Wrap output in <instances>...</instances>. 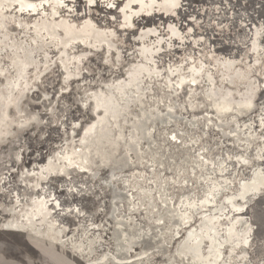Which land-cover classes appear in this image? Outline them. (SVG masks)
Returning a JSON list of instances; mask_svg holds the SVG:
<instances>
[{
    "label": "rangeland",
    "instance_id": "rangeland-1",
    "mask_svg": "<svg viewBox=\"0 0 264 264\" xmlns=\"http://www.w3.org/2000/svg\"><path fill=\"white\" fill-rule=\"evenodd\" d=\"M177 2L171 13L140 14L130 26L122 18L123 0H66L56 7L54 17L50 2H42L38 10H3L0 92L6 94L0 93V114L13 117L14 100L22 92L19 106L23 114L33 113L35 118L22 129L11 123L9 134L0 141V264L124 263L117 257L123 253L127 264H184L189 263L188 256L179 255V243L201 231L210 232L212 248L221 251L218 264H264V194L245 207L248 197L264 190V180L240 190L254 165L259 163L264 170V119L259 118L264 117V0ZM59 16L75 21L89 17L113 31V46L80 40L64 45L61 30L53 36L41 26L33 27L35 19ZM74 54L82 56L73 58ZM19 62L24 66L16 78ZM116 79L121 81L118 87L112 84ZM224 92L234 100L250 92L251 109L240 115L230 107L217 115L214 98ZM90 107L101 110V121L80 138L84 125L96 117ZM140 110L157 112L164 119L149 124L150 138L137 143V158L127 144L135 140L130 137L131 124ZM71 146L76 150L68 155ZM109 149L113 159L127 160L112 174L111 161L105 159ZM48 158L69 165L66 172L50 171L40 178ZM114 191L122 197H115ZM144 191L148 196L143 201L139 194ZM160 192L168 199V210L183 216L182 226L173 223L176 215L172 218L162 209ZM245 192L249 194L243 199ZM40 196L46 199L54 226L62 227L63 242L27 230H7L5 221L11 216L7 206L17 199L19 209ZM231 223H242L248 230L232 249L225 231ZM115 230L121 231L120 239L114 238ZM206 240L200 239L198 252L206 250Z\"/></svg>",
    "mask_w": 264,
    "mask_h": 264
},
{
    "label": "bare ground",
    "instance_id": "bare-ground-1",
    "mask_svg": "<svg viewBox=\"0 0 264 264\" xmlns=\"http://www.w3.org/2000/svg\"><path fill=\"white\" fill-rule=\"evenodd\" d=\"M66 0H0V16L3 17V14L4 11L3 10H11V8L13 7H17L18 10H35L38 8V6L42 3V2H50L51 3V11H50V15L53 16L54 13H56V7L59 6L60 4H62V2H64ZM91 1V0H90ZM104 1V0H103ZM108 2V1H107ZM67 3V2H66ZM110 3V2H109ZM45 4V3H44ZM112 4V3H111ZM178 4L177 0H123V5H122V18H123V21L126 25H129L131 24V21H132V18L135 17V16H138V15H151L152 13H154L155 11L157 12H164V13H171L173 11V9H175L176 5ZM33 6V7H29V6ZM46 5V4H45ZM133 5H136V8H132ZM49 6V7H50ZM62 8V7H61ZM127 8L128 11L124 12V9ZM59 9V7H58ZM38 10V9H37ZM49 10V9H48ZM121 10V9H120ZM61 11V9H60ZM16 12V11H15ZM34 12V11H32ZM26 13V11H25ZM28 13V12H27ZM40 13V12H39ZM49 13V12H48ZM71 13V12H70ZM8 14V13H7ZM37 14V13H36ZM6 15V14H5ZM47 15V14H46ZM49 15V16H50ZM55 15V14H54ZM59 15V13H58ZM76 15V14H75ZM15 16V15H14ZM18 16V15H17ZM43 16H45V14H43ZM48 16V17H49ZM79 16V15H78ZM1 17V18H2ZM47 17V16H46ZM45 17V18H46ZM54 17V16H53ZM56 17V16H55ZM77 17V16H76ZM27 18V17H26ZM35 18V17H34ZM20 19V18H19ZM78 19V18H77ZM17 20V19H15ZM21 20V19H20ZM2 21V20H1ZM29 21V20H28ZM18 22V21H17ZM24 23V21H23ZM32 24H33V27L35 30L38 29L39 26H41L45 32L47 34H50V35H53L54 36V33H56V31L58 30H61L60 32L61 33H58L60 34V43L64 44V45H67L69 44L71 41H75V40H80V41H87V42H90L91 44L93 45H100V44H105L107 47H110V46H113V40L111 39L112 35H113V31L106 28V27H100V26H97L94 21H92L89 17H84L78 21H75V20H71V19H68V17H60L58 19H52V17L49 19H46V20H43V19H35L32 21ZM3 25V24H2ZM28 26V25H26ZM109 27V26H108ZM152 27V26H151ZM3 28V26H2ZM26 28V27H25ZM169 28H171V24H169ZM4 29V28H3ZM40 29V28H39ZM42 29V31H43ZM4 31V30H3ZM41 31V32H42ZM2 32V30H1ZM40 32V33H41ZM44 32V31H43ZM42 32V33H43ZM35 33V32H33ZM39 33V34H40ZM150 33V32H149ZM2 34V33H1ZM45 35V34H44ZM43 35V37H44ZM148 35V34H147ZM4 36V35H3ZM6 36V35H5ZM35 36V35H34ZM37 36V35H36ZM41 36V35H40ZM59 36V35H58ZM48 37V36H47ZM6 38V37H5ZM52 38V37H51ZM3 39V38H2ZM34 39V38H33ZM36 39V38H35ZM55 39V38H54ZM21 40V39H20ZM51 40V39H50ZM40 41V40H39ZM38 41V42H39ZM54 41V40H52ZM58 41V40H57ZM13 42V41H12ZM21 42V41H20ZM36 42V41H35ZM41 42V41H40ZM3 43V42H2ZM11 43V42H10ZM7 44V43H6ZM18 44V43H17ZM37 44V43H36ZM14 45V44H13ZM22 45V44H20ZM6 46V45H5ZM29 46V45H28ZM35 46V45H34ZM11 47V46H10ZM15 47V46H13ZM30 47V46H29ZM37 47V45H36ZM22 48V47H21ZM153 48V47H152ZM16 49V48H15ZM30 49V48H29ZM29 49H26L29 50ZM32 49V48H31ZM36 49V48H35ZM10 50V49H9ZM23 50V49H21ZM139 50V49H138ZM14 51V50H13ZM36 51V50H35ZM12 52V51H10ZM24 52V51H23ZM62 52V50H61ZM66 52V51H65ZM26 55L28 53L25 52ZM60 53V51H59ZM67 53V52H66ZM11 54V53H9ZM35 54V53H34ZM16 55V54H15ZM68 55V54H67ZM73 55V54H72ZM80 54L78 55H75L72 56L73 58H78ZM17 56H19V54H17ZM16 56V59L18 58ZM46 55H44V58H45ZM82 56V55H80ZM147 56V55H146ZM145 56V57H146ZM14 57V56H13ZM9 58V56H8ZM20 58V57H19ZM22 58V57H21ZM32 58V57H31ZM62 58V57H61ZM80 58V57H79ZM15 59V58H14ZM15 59V60H16ZM34 59V58H33ZM12 59H10V62H11ZM21 60V59H20ZM43 60V59H42ZM49 60V59H48ZM51 60V59H50ZM49 60V62H50ZM69 60V59H68ZM76 60V59H75ZM79 60V59H78ZM13 61V60H12ZM17 61V60H16ZM142 61V60H141ZM229 61V59L227 60ZM14 62V61H13ZM18 62V61H17ZM30 62V61H28ZM144 62V61H143ZM230 62V61H229ZM228 62V63H229ZM12 63V62H11ZM66 63V62H65ZM64 63V64H65ZM34 64V62H33ZM63 64V65H64ZM134 64V63H133ZM145 64V63H144ZM149 64V63H148ZM32 65V64H31ZM30 65V66H31ZM136 67L135 68H138L140 67L141 65L138 64V62L136 63ZM230 65V64H229ZM15 66V65H14ZM24 64L23 63H16V66H15V77L18 78V76H20L22 73H21V70L23 68ZM33 66V65H32ZM34 67V66H33ZM191 66H189L190 68ZM29 68V67H28ZM35 68V67H34ZM151 68V67H150ZM155 68V67H154ZM193 68V67H192ZM232 68V67H231ZM132 69V68H131ZM139 69V68H138ZM157 69V68H156ZM194 69H196L194 67ZM226 69H230V66ZM1 70V68H0ZM3 70V69H2ZM27 69H25L26 71ZM41 70V69H40ZM143 70V69H142ZM148 70V69H147ZM193 70V69H192ZM130 71V70H129ZM155 71V70H154ZM73 72V71H72ZM128 72V70H127ZM26 73V72H25ZM24 73V74H25ZM145 73V72H144ZM143 73V74H144ZM14 74V73H13ZM12 74V75H13ZM126 74V73H125ZM152 74V73H151ZM150 74V75H151ZM193 74V73H192ZM145 75V74H144ZM190 76V75H189ZM193 76V75H192ZM196 76V75H195ZM14 77V76H13ZM14 77V78H15ZM69 77V76H68ZM149 77V76H148ZM205 77V76H204ZM5 78V77H4ZM23 78V77H22ZM133 78V77H132ZM139 78V77H138ZM137 78V79H138ZM142 78V77H141ZM8 79H12V76L8 77ZM6 80V79H5ZM19 81H22V80H19ZM24 81V80H23ZM29 81V80H27ZM180 81V80H179ZM178 81V82H179ZM207 81V80H206ZM4 82V80H3ZM110 82V81H109ZM9 83V82H8ZM17 83H18V79H17ZM125 83V81H124ZM13 84V83H11ZM11 84L9 86V88H11ZM112 84L116 87L120 86L121 84V81L119 79H116L114 81H112ZM9 85V84H8ZM111 85V84H110ZM250 85V84H249ZM14 86H16L14 84ZM113 86V88H114ZM5 87V86H4ZM21 87V86H20ZM115 87V88H116ZM250 87V86H249ZM248 87V88H249ZM23 89V88H22ZM21 89V90H22ZM120 90V87L118 88ZM117 89V90H118ZM123 89V88H121ZM247 89V88H246ZM11 90V89H10ZM128 90V89H127ZM130 90V89H129ZM208 90V89H206ZM210 90V89H209ZM3 91V89L1 90V92ZM9 90H7L8 92ZM110 91V90H109ZM125 90H123L124 92ZM211 91V90H210ZM226 91V90H225ZM0 92V93H1ZM10 92V91H9ZM19 92V91H18ZM111 92V91H110ZM109 92V93H110ZM129 91H127L128 93ZM139 92V91H138ZM142 92V91H140ZM214 92V91H213ZM211 91V93H213ZM13 93V92H12ZM96 92H92L91 93V96H94ZM116 93V91H115ZM119 93V91H118ZM132 93V92H131ZM209 93V92H208ZM210 93V95H211ZM250 93V92H249ZM247 93L246 96L240 98V99H237V100H234L233 97H232V94H228V92H224L223 95L220 93L218 94L219 96L218 97H215V102L217 101L216 103V108H215V112L217 115H223L228 109L226 108H233L237 111L238 114L240 115H245L248 113V111L251 109V106L253 104V99H252V96L251 94ZM2 94H6V92H2ZM216 94V93H214ZM227 94V98L224 97V95ZM8 95V94H7ZM7 95H4V96H7ZM15 95V93L13 94ZM119 95V94H118ZM129 95V94H128ZM128 95H124V96H128ZM138 95V94H137ZM217 95V94H216ZM12 96L11 94L9 95V97ZM22 96V92L19 93L17 95V97L15 98L14 100V110H15V115L13 117H7L6 113L2 111V113L0 114V141L1 140H4L5 137H7V135L9 134V131H10V128H9V125L11 123H16L18 128H23L24 125H27V123L29 122V120L31 119H34L35 118V115L33 113H24L23 114V111L22 109L20 108L19 104H20V98ZM90 96V95H89ZM96 96V95H95ZM114 96V95H113ZM116 96V95H115ZM121 96V95H120ZM212 96V95H211ZM215 96V95H214ZM1 97V96H0ZM100 96L96 97V98H99ZM132 97V96H131ZM130 97V98H131ZM23 98V96H22ZM90 98V97H88ZM94 98V97H93ZM102 97H100L99 99V102L101 100ZM114 98V97H113ZM117 98V97H116ZM123 98V97H122ZM126 98V97H125ZM124 98V100H125ZM133 98L135 99V97L133 96ZM131 98V99H133ZM9 99V98H8ZM119 99V96L118 98ZM121 99V97H120ZM213 99V100H214ZM231 99V101H230ZM96 100V99H94ZM7 102V100H6ZM113 102V101H112ZM127 102H129L127 100ZM232 102H234V106L232 105ZM106 103V102H105ZM119 103V102H117ZM2 104V102H1ZM93 104L96 106L98 103L97 102H94L93 101ZM101 104V103H99ZM110 105V104H109ZM5 106V105H4ZM99 106V105H98ZM127 106V105H126ZM13 108V107H12ZM112 108V107H111ZM121 109V107H119ZM126 108V107H125ZM95 109V108H94ZM93 109V110H94ZM102 109V108H101ZM105 109V108H104ZM123 109V108H122ZM4 110V109H3ZM13 110V111H14ZM103 110V109H102ZM108 111V110H107ZM120 111V110H119ZM1 112V111H0ZM95 113V116L93 118V120L84 125V127L82 128V131H81V134H80V138H82V136L84 135V133H86L88 130H90L92 128V126L94 125V123L98 122V121H101V120H98V118L101 117V110L99 113H97L96 111H93ZM10 113V112H9ZM120 113V112H119ZM119 113H116L119 114ZM8 114V113H7ZM14 114V113H13ZM106 114L108 115V113L106 112ZM122 114V113H121ZM12 115V114H11ZM93 115V114H92ZM125 115V114H124ZM123 115V116H124ZM136 115V114H135ZM122 116V118H123ZM137 116V115H136ZM138 119H136L135 121L132 122L131 124V133H130V137L131 138H134L135 140H133V142L131 140H128V150H132L135 154H136V157L139 158L140 156H138L137 154V151H136V147H137V143L139 142V140L141 138H145V137H149L150 138V135H149V130H148V127H149V124H153L155 121H163L164 118H162V116L157 113V112H152L151 113L147 110H144L143 113L142 111L140 110L139 113H138ZM117 118V117H116ZM260 119H264V117H259ZM112 119V118H111ZM98 120V121H97ZM116 120V119H115ZM114 120V121H115ZM109 121V120H108ZM113 121V122H114ZM103 122V120H102ZM117 122V121H116ZM105 123V122H103ZM115 123V122H114ZM117 124V123H116ZM99 125V124H98ZM97 125V126H98ZM114 125V124H113ZM108 126V125H107ZM220 126H223V125H220ZM112 127V126H111ZM151 127V126H150ZM233 131H234V127L231 128ZM99 130V129H98ZM105 130V129H104ZM112 130H113V127H112ZM106 131V130H105ZM97 132H100V131H97ZM104 132V131H103ZM113 132V131H112ZM112 134V133H110ZM119 134V132H118ZM93 135V134H92ZM114 135L113 134V139H114ZM98 136V135H97ZM96 136V138H97ZM111 136V135H110ZM118 136V135H117ZM116 136V137H117ZM93 137V136H92ZM100 137V136H99ZM105 137V136H103ZM102 138V137H101ZM101 138H99L101 140ZM110 138V137H109ZM108 138V139H109ZM106 139V138H105ZM104 139V140H105ZM249 140L248 138H246V141ZM90 141V140H89ZM98 139H97V143H98ZM115 141V140H114ZM250 141V140H249ZM104 142V141H103ZM113 142V141H112ZM90 143V142H89ZM88 143V144H89ZM93 143V142H92ZM108 143L111 144V142H107V145ZM85 144V143H83ZM87 144H85V147ZM91 145V143H90ZM102 145V144H101ZM106 146V144H104ZM116 145V143H115ZM89 146V145H88ZM103 146V145H102ZM101 146V147H102ZM91 147V146H90ZM94 147V146H93ZM92 147V148H93ZM104 147V146H103ZM108 147V146H107ZM106 147V148H107ZM112 147V145H111ZM81 149V147H79ZM88 148V147H87ZM78 149V148H77ZM83 149V148H82ZM90 149V148H89ZM102 149V148H101ZM116 149V148H114ZM74 150H76V148L74 146H71V147H68L67 151H68V155L70 153H73L75 152ZM99 150V149H97ZM86 151V150H85ZM91 151V150H90ZM95 151V150H94ZM92 151V152H94ZM110 151V149H109ZM114 151V150H113ZM98 152V151H97ZM115 152V151H114ZM106 153V152H105ZM104 153V154H105ZM109 153V152H108ZM111 153V151H110ZM88 154V152L86 153ZM100 154H102V152H100ZM62 155V154H61ZM68 155H66L68 157ZM93 155V153H92ZM90 155V156H92ZM96 155V154H95ZM106 155V154H105ZM114 155V153H113ZM113 155L112 153L109 154V157L108 158H105L106 161L108 162L109 160L111 161L110 162V172L112 174L113 170L115 168H119L121 166H124L125 163H126V158H121V159H113ZM55 156L57 158H60V155H59V152H56L55 153ZM97 156V155H96ZM99 157V156H98ZM80 158V157H79ZM85 158V157H84ZM88 159V157H86ZM103 159V158H102ZM103 159V160H105ZM92 160V159H91ZM80 161V160H79ZM159 161V159H158ZM64 162V161H63ZM71 162V161H70ZM100 162V161H98ZM102 162V161H101ZM100 162V163H101ZM105 162V164H107L106 166H108V163ZM90 163V162H89ZM158 163L161 164V161H159ZM59 165H57V162L56 161H51L50 158L47 159V162L46 164L41 168V169H44L41 174H39L40 178H44L45 176V173L47 172H50V171H59V172H66V167L68 168V166H66L67 164H63V163H58ZM81 165V164H80ZM85 165V164H84ZM104 165V163H103ZM83 166V165H81ZM79 167V166H78ZM75 168V167H74ZM49 178V177H48ZM27 179V178H26ZM28 180V179H27ZM34 179H32L33 181ZM264 180V170H262L259 166V163H257L256 165H254V167L252 168V173H251V178L248 179V180H245L243 182H241V191L242 189H245V190H248L253 187L256 186V184H259L260 182H262ZM34 182V181H33ZM28 184H30L28 182ZM29 187V186H28ZM41 188V187H40ZM238 191L239 194L241 193V191ZM33 191V190H32ZM211 192V191H210ZM209 192V193H210ZM24 194V193H23ZM38 194V193H37ZM249 194L248 192H245L243 194V197L242 195L239 196V198H243L245 199L246 198V195ZM19 195V194H18ZM116 195L120 196L121 194L119 192H115L114 191V196L116 197ZM32 196V195H31ZM148 195L146 194V192L144 191V193H140L139 194V197L141 200L144 201V198L147 197ZM22 197V196H21ZM122 197V195L120 196ZM159 197L161 198V206H162V209L165 210L167 213H169V215H171L172 218L175 217V215L177 216V219L174 218V221L173 223L177 226H182V222L184 223L185 220L183 218L182 215H179L177 212L175 213L174 209H169L168 210V203H167V198L165 196L164 193L160 192L159 193ZM238 197V196H237ZM238 198V199H239ZM30 201L29 202H24L22 203L21 206H19L20 208L17 209L18 205H15V203H18V200L16 199L15 202H14V205H11V206H7V210L11 213L10 215V219L5 223L7 225H9L10 227L7 228V230L12 231V232H21V231H25L27 230V232L29 231L32 235L34 236H37V237H42V238H50L52 240H55V241H58V242H63L62 241V238H61V234L63 232V230L59 227H55L54 226V223H53V220L50 216V218L48 217V213H49V210L47 209L48 207H46V199L44 198H41L40 197H31L29 199ZM54 203H56L54 201ZM149 203V202H148ZM147 203V204H148ZM49 206V204H48ZM60 206V205H59ZM5 207H3V209H1V211L4 210ZM115 210V209H114ZM5 211V210H4ZM52 211V210H51ZM54 211V210H53ZM113 211V209H112ZM114 212V211H113ZM111 212V213H113ZM5 213H7L5 211ZM160 213V212H159ZM9 214V213H8ZM159 215V214H158ZM113 216V215H112ZM7 217V218H8ZM161 216H159V219H160ZM114 218V217H113ZM242 218V216H238L236 219H240ZM182 219V220H181ZM7 220V219H6ZM241 222V220H239ZM3 223V222H2ZM204 223V222H203ZM57 224V223H56ZM246 224V223H245ZM185 225V224H184ZM3 227L5 226L4 224L2 225ZM200 226V225H199ZM208 226V225H207ZM211 226V225H210ZM7 227V226H6ZM249 228V227H248ZM197 229V227H196ZM246 230H247V227L244 226V224L240 223L238 226H234L232 223L231 225L225 230L227 231V233L229 232V237H226V244H228L227 246L229 248H233L234 245H236L235 243H238L237 241H239L240 236H242L244 233H246ZM248 231V230H247ZM204 232L206 231H201L199 234L197 233L196 235H198L197 237H194L191 239V241H188V242H185L186 240H182L180 243H179V247L177 248L178 250H180L182 252V254L179 253V255L183 258L185 256H188V261L189 263H185L184 264H218V260L216 261V258L220 257V252L221 251H216L215 249L212 248V244H211V241L213 240V237L210 236V232H207V234H205ZM216 231H214L215 233ZM192 233V232H191ZM233 235V236H231ZM113 236L114 238L116 239H120L121 238V231H113ZM137 236V235H135ZM207 237L208 240L205 241L206 243V250L205 251H202L200 249V252H201V256H200V252H198V247L200 245V239L202 237ZM68 239V238H67ZM51 241V240H50ZM57 243V242H55ZM127 244V243H126ZM209 244V245H208ZM122 245V248L124 249L125 248V244L121 243ZM185 247H182L184 246ZM124 246V247H123ZM209 246L211 247V251L209 250ZM226 246V248H227ZM183 248H187L186 250L187 251H184L182 250ZM192 250L191 252L189 250ZM177 250V251H178ZM227 251V250H226ZM146 252V251H144ZM123 253V252H122ZM121 253V254H122ZM105 253L103 252L101 255L103 256ZM124 254V253H123ZM122 254V255H123ZM122 255L120 256V254L117 255V257L119 256L120 258H122V261L124 263H115L113 262L112 264H127L125 262H127L126 260H123V257ZM141 255V254H140ZM175 255H176V252H175ZM99 256V255H98ZM123 256H126L125 254ZM204 257L203 259H201V257ZM212 256V258L210 257ZM116 257V259H117ZM118 257V258H119ZM126 257H124L125 259ZM180 258V257H179ZM97 259V258H96ZM115 260V259H114ZM119 260V259H117ZM181 260V259H180ZM241 260V258H240ZM95 261V260H94ZM116 261V260H115ZM181 261H184L181 260ZM85 262V261H83ZM109 262V261H108ZM220 262V261H219ZM100 263V262H99ZM111 263V262H110ZM85 264H87L85 262ZM105 264V263H104Z\"/></svg>",
    "mask_w": 264,
    "mask_h": 264
},
{
    "label": "water",
    "instance_id": "water-1",
    "mask_svg": "<svg viewBox=\"0 0 264 264\" xmlns=\"http://www.w3.org/2000/svg\"><path fill=\"white\" fill-rule=\"evenodd\" d=\"M90 106H91V104H90ZM90 113L92 114L93 113V111L91 110V107H90ZM264 194V190L262 189L260 192H258V194H256V195H252V197L250 196V197H248V199H247V203L245 204V207H248V205H250L253 201H254V199H256V198H258V197H260V196H262ZM260 195V196H259ZM239 197H237V199H238ZM251 198H253V199H251ZM10 227V226H9ZM8 227V228H9Z\"/></svg>",
    "mask_w": 264,
    "mask_h": 264
},
{
    "label": "snow or ice",
    "instance_id": "snow-or-ice-1",
    "mask_svg": "<svg viewBox=\"0 0 264 264\" xmlns=\"http://www.w3.org/2000/svg\"><path fill=\"white\" fill-rule=\"evenodd\" d=\"M29 7H33V6L30 5Z\"/></svg>",
    "mask_w": 264,
    "mask_h": 264
}]
</instances>
